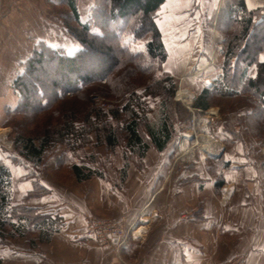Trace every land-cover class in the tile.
Returning <instances> with one entry per match:
<instances>
[{"label": "trees", "instance_id": "1", "mask_svg": "<svg viewBox=\"0 0 264 264\" xmlns=\"http://www.w3.org/2000/svg\"><path fill=\"white\" fill-rule=\"evenodd\" d=\"M165 2L93 0L90 24L81 20L77 0H67L71 15L68 23L75 25L69 34L83 48L72 56H64V51L60 49L44 48L37 52V62H34L35 58L30 62L27 71L29 76L43 72L44 66L50 63L54 78L41 83L44 93L38 94L37 109L32 111L27 106V113L23 116L25 121L19 123L31 124L39 117L45 121L44 116L52 111H55L52 117L58 122L44 125L35 134L16 133L13 147L21 158L40 167L56 155L59 146L76 151L79 142L82 148L90 147L91 138L94 137L96 147L114 150L122 139L127 160L122 170L125 176L131 166L143 169L144 160L151 149L160 153L167 149L175 133L170 107H174L173 102L176 100L177 81L163 69L167 52L158 20ZM217 29L226 37L222 71L214 89H204L195 100L194 111L206 112L211 100L216 97L214 95L226 100L250 96L255 101V107L264 108V61L260 60L264 56V9H248L246 0H224L217 19ZM90 54L101 59L100 64L106 69L101 75L98 64L92 68L86 66L83 58ZM252 68L257 70L255 75H251ZM111 74H117L115 82L121 85L116 90L119 98L130 95L123 108L113 112H102L95 107L92 109L87 104L89 90H86L76 91L74 102L57 109L67 101L68 93L79 85H91L98 80L97 76L100 75L102 79ZM20 86L22 92L27 88L25 83ZM141 91L143 93H139ZM153 92L162 93V102L154 118H151L146 114V106H143L142 101ZM177 106L187 111L183 105ZM250 115L230 117L233 122L225 126H244ZM108 118L112 119L111 122H120L119 131L106 124ZM20 129L25 130V127L21 126ZM233 142H226V145H233ZM67 155L63 154L53 171V176L60 183L76 181L81 184L92 179L106 180L101 170L68 164L64 160ZM132 159L140 163L133 164ZM11 179L10 168L0 160V244L5 240L26 237L31 239L32 246L49 243L54 235L61 233L62 219L42 214L28 205L13 204ZM224 183L219 181L217 186L221 187Z\"/></svg>", "mask_w": 264, "mask_h": 264}, {"label": "crops", "instance_id": "2", "mask_svg": "<svg viewBox=\"0 0 264 264\" xmlns=\"http://www.w3.org/2000/svg\"><path fill=\"white\" fill-rule=\"evenodd\" d=\"M246 3L250 10L264 6L262 0ZM223 4L224 0H166L162 7L158 27L167 52L163 69L179 82L193 71L202 76L197 87L187 90L193 101L222 71L225 35L214 22ZM165 152L151 149L142 170L131 166L115 181V192L100 179L73 181L64 190L45 175L44 185L61 188L66 197L51 191L26 204L44 214L56 213L63 221L62 233L48 244L9 255L3 264H227L239 257L246 258L245 264H264L262 174L249 169L246 179L218 187L219 180L207 170L188 173L193 167L184 166L172 179L174 165L158 159ZM13 175L20 201L33 191L34 181L25 179L21 169H13ZM228 187L230 197L224 202ZM84 213L96 220L124 217L127 228L144 227L147 236L138 241L130 235L120 248H102L85 237Z\"/></svg>", "mask_w": 264, "mask_h": 264}, {"label": "rangeland", "instance_id": "3", "mask_svg": "<svg viewBox=\"0 0 264 264\" xmlns=\"http://www.w3.org/2000/svg\"><path fill=\"white\" fill-rule=\"evenodd\" d=\"M77 5L81 14V20L92 24L91 17L93 13L90 14V10L93 8V0H77ZM257 9H264V6L251 10ZM219 14L220 12L214 22L216 28ZM70 17L67 0H0V160L11 170L13 184L12 203L15 205L27 206V201L34 199L36 196H46L51 191L58 197H66L63 187L69 186L72 181L60 183L53 176L57 161L65 153L68 155L64 160H67L68 164L73 163L104 172L106 180L103 182L114 192L116 191L114 188L115 181L121 179L123 175L120 168L125 167L127 163L124 157L125 142L122 139L114 150L106 147H96L97 143L94 137L91 138L92 143L90 147L82 148L81 142H79V149L76 151L66 146H59L56 155L46 165L40 167L27 162L14 150L13 139L16 133L35 134L44 125H49V123L53 125L58 122L55 117H52L53 113H55V111H52L44 116L45 121L39 117L31 124L21 125L19 123L25 121L23 116L27 113V106L32 111L37 109L39 102L38 94L44 93L41 83L48 82L49 79L54 78L53 66L50 63L46 64L43 72H40L36 76L28 75V66L35 58L37 52L44 48L60 49L64 51V56H72L83 48L69 34V30L75 26L72 22L68 23ZM220 49L223 53L225 46H221ZM262 58L264 56L260 57V60L264 61ZM83 59H85L86 66L88 67L92 68L98 64V69L101 70L100 75L106 70L100 64L101 59L96 55L90 54ZM34 62H37L36 58ZM256 73V68H252L251 75H255ZM196 74L193 71L184 82H182L183 79L180 82L178 80L176 82L177 92L175 95L176 100L173 102L174 107L169 106L174 118L175 133L173 140L167 147V152L158 156L159 162L163 165H174L172 179L182 174L184 166H187V168L193 167V169L186 170L188 173L195 171L197 168L198 174H201V169L203 171L207 170L212 175V178L225 183L246 179L245 177L250 175L248 173L249 169L258 175L262 174L263 162L261 154L264 144V117L262 114H264V108L255 107L253 105L255 101L250 96L242 97L239 100H226L214 95L216 97L211 100L210 107L206 112H195L193 109L195 100L191 103L190 108H188L179 102L177 95L181 88L187 92L190 87L195 88L198 86L196 84L202 76L197 77ZM100 75L97 76L98 80L92 84L93 86L88 92V106L95 109L92 106V102L97 103L102 100L113 105L111 110H100L102 112H113L118 108H123L130 95L119 98L116 90L118 91L121 85L115 82L117 74H111L110 77L102 79ZM219 77L220 75L217 76L214 84H211L212 87L207 89H214L216 80ZM104 81L105 83H103ZM98 82H102V85L95 86ZM22 83L27 85L24 92L20 89V84ZM161 94V92H153L152 95L149 94L143 98L142 103L143 106H146V114L151 116V118H154L158 112L159 104L162 102ZM73 97L69 96L67 101L61 103L57 109L68 102H74L76 99L74 100ZM177 104L183 105L187 111L185 112ZM211 109L217 110V116L210 120V130L211 134L220 144L218 155H209L203 158L199 154H196L191 160H182L179 157L178 142L182 136L190 134L194 127L197 133L201 134L203 131V121L206 119L205 113ZM251 113L252 115H250ZM249 115L250 118L245 121L244 126L234 125L229 128L225 126L227 123L233 122L232 119H229L230 117H247ZM121 118H123L121 120L123 122L125 117ZM111 121L112 119L108 118L105 122L107 125H112L114 130L118 129L119 131L121 128L120 122ZM21 126L25 127V130H21ZM225 140L226 142L234 141L233 145L228 144L227 146ZM219 156L220 158L216 159ZM131 161H133V164L140 163L137 159H132ZM15 168L21 169L24 172L25 179L34 181L32 183L33 188L39 184L35 191L31 190V192L24 194L23 199L20 201H16L20 193L13 179V169ZM153 174L158 175L155 172ZM45 175L52 176V179L61 185L64 190L59 189V187L54 189L48 185L46 187L43 183ZM40 184L46 188H43ZM34 208L42 213L41 208ZM48 215L59 217L56 213ZM85 215L84 213L83 216ZM30 242L31 239L28 237L17 240H5L0 244V264H3L5 258L11 254H20V251L26 250V248L31 251L37 247V245L32 246Z\"/></svg>", "mask_w": 264, "mask_h": 264}, {"label": "built area", "instance_id": "4", "mask_svg": "<svg viewBox=\"0 0 264 264\" xmlns=\"http://www.w3.org/2000/svg\"><path fill=\"white\" fill-rule=\"evenodd\" d=\"M196 29H200L199 26H196ZM105 83V81L103 82ZM101 86L102 82H98L95 86ZM91 85H79L76 90H72L68 93V97L75 96L76 91H86L92 88ZM94 94V93H92ZM90 94V95H92ZM106 100V99H105ZM92 101V100H91ZM93 103V104H92ZM92 106L100 110H111L113 105L108 102H103L102 100L94 103ZM85 224V237L91 241L96 242L102 248H120V246L130 237V235L138 241L143 240L147 236V229L140 227L134 229V226L127 228V221L124 217L119 219L111 220H96L90 216H84ZM114 240H117V243H114ZM246 258L239 257L227 264H245Z\"/></svg>", "mask_w": 264, "mask_h": 264}, {"label": "bare ground", "instance_id": "5", "mask_svg": "<svg viewBox=\"0 0 264 264\" xmlns=\"http://www.w3.org/2000/svg\"><path fill=\"white\" fill-rule=\"evenodd\" d=\"M193 98V95L189 94L182 88L180 89V91H178L177 99L188 108H190ZM216 116V109L209 110L207 112L206 119L203 121V131L201 134H198L196 128L194 127L193 131L190 134L181 137L177 147L179 150V157L182 160H191L195 157L196 154H199L203 158L209 155H218L220 144L211 134L210 130V120H212V118ZM261 159L263 162L262 176L264 177V144ZM229 188L230 187H228L225 192L224 202H226L230 197L231 189Z\"/></svg>", "mask_w": 264, "mask_h": 264}, {"label": "water", "instance_id": "6", "mask_svg": "<svg viewBox=\"0 0 264 264\" xmlns=\"http://www.w3.org/2000/svg\"><path fill=\"white\" fill-rule=\"evenodd\" d=\"M205 114L207 115V113H205ZM219 158H220V156L219 157H216V159H219ZM114 243H117V240H114Z\"/></svg>", "mask_w": 264, "mask_h": 264}, {"label": "snow or ice", "instance_id": "7", "mask_svg": "<svg viewBox=\"0 0 264 264\" xmlns=\"http://www.w3.org/2000/svg\"><path fill=\"white\" fill-rule=\"evenodd\" d=\"M262 59H264V58H262Z\"/></svg>", "mask_w": 264, "mask_h": 264}]
</instances>
